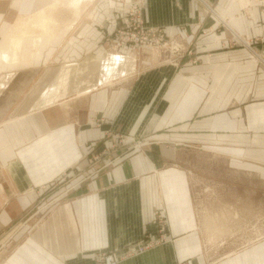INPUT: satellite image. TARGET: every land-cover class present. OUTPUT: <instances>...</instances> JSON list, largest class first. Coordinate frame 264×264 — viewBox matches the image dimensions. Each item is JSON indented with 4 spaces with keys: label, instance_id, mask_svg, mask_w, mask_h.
<instances>
[{
    "label": "crops",
    "instance_id": "crops-1",
    "mask_svg": "<svg viewBox=\"0 0 264 264\" xmlns=\"http://www.w3.org/2000/svg\"><path fill=\"white\" fill-rule=\"evenodd\" d=\"M49 1L0 0V47ZM87 1L33 59L0 68V264H97L140 241L152 243L120 264H264V235L240 230L264 188V0ZM132 2L180 51L162 61L116 44L123 53L96 70Z\"/></svg>",
    "mask_w": 264,
    "mask_h": 264
},
{
    "label": "rangeland",
    "instance_id": "rangeland-1",
    "mask_svg": "<svg viewBox=\"0 0 264 264\" xmlns=\"http://www.w3.org/2000/svg\"><path fill=\"white\" fill-rule=\"evenodd\" d=\"M87 0H78V2H79V4L81 5V8L80 7H78V8H80V9H77V8H74V6H72V8L70 9V10H62V8H63V4H64V0L60 3V6H59V9H57L58 11V13L57 12H51V14L49 15L48 14V20H51V22L53 23V22H55V24H62L63 22H64V19L65 18H72L76 13L78 14V15H80V16H78V20H80L81 18H83L84 16H85V13H83L84 12V10H86V8H87V2H86ZM90 1V0H89ZM82 3V4H81ZM50 4V1L47 3V4H44V5H42V6H48ZM85 6V7H84ZM77 11H75L74 9ZM46 11L47 12H50V11H52V7L49 5L47 8H46ZM53 11H55V10H53ZM63 11V12H62ZM65 12V14H61V13H64ZM55 13V14H54ZM58 16H57V15ZM67 14V15H66ZM36 15V14H35ZM55 15V16H54ZM79 17H81L80 19H79ZM55 19V20H54ZM75 24V23H74ZM74 24H73V26H74ZM75 31H73V33H74ZM53 33H56V32H53ZM72 32H71V34H73ZM71 34L70 35H68V36H64V37H71ZM113 39V38H112ZM109 43H110V41H107V43H105V47H104V49L106 50V54H105V56H101V57H98V58H96V62L94 63V68L96 69V70H100V71H102V70H104V62H103V60L105 59V57H106V55L108 54V57H109V59L110 58H112L113 56H116L118 53H120V54H122L123 52H122V48H120V47H118V46H116V44L118 43V41L116 42V43H112L111 45H109ZM118 45V44H117ZM133 47V50H127V51H125L126 49H123V51H125V53H127V52H135L134 51V49H138V50H140V51H142V49H143V47H141V48H139V47H135V46H132ZM174 46H173V44H169V43H166V45H164V47L163 48H161L160 49V51L158 50V53H160L161 54V59H162V61L163 60H170V58H171V53L173 52L172 50L173 49H171V48H173ZM70 47L69 46H65V49H69ZM145 49H147V48H145L144 47V50ZM148 52H149V50H147ZM118 52V53H117ZM151 52V51H150ZM157 52V49L155 50V53ZM136 53H138V52H136ZM144 54H147L146 52H144ZM173 54V53H172ZM118 56V55H117ZM138 56V55H137ZM47 60H51L50 58L49 59H47ZM118 60H120L119 58H118ZM110 61V60H109ZM109 61H108V63H106V65H105V70L106 71H108L110 68H109ZM121 61V60H120ZM69 63V62H68ZM67 64V63H66ZM79 64V63H78ZM137 64V63H136ZM80 65V64H79ZM22 66H27V65H22ZM22 66H19L18 68H16V69H13V68H9V71H6L5 72V74L6 75H9V73L11 72V73H16V72H18V71H23V70H19V68L20 67H22ZM48 66H51V65H48ZM81 66H83V64L81 65ZM80 69V68H79ZM129 69V68H128ZM67 70H68V68L65 66V67H62V68H60V71H63L64 72V74H66V72H67ZM25 71H31V70H25ZM5 75V76H6ZM63 76V75H62ZM0 79H2V81H4L5 82V80L3 79V78H0ZM6 79V78H5ZM119 82V81H118ZM123 83H126V81H124ZM115 84V83H114ZM28 86V85H27ZM92 88V87H91ZM31 91V90H30ZM30 91H28V94H31V92ZM18 93H20V90H19V92ZM17 100H19V99H17ZM23 101V99L21 100V102ZM18 102V101H17ZM15 103H16V101H15ZM2 105V104H1ZM8 106V105H7ZM6 106V107H7ZM5 106L3 105L2 107L0 106V111H2V112H5ZM10 117V116H9ZM9 117H7L6 119H8ZM1 118V117H0ZM1 122V121H0ZM243 175H241L240 176V181L241 182H243V181H245L246 180V178H244V177H242ZM257 182H259L258 184H257V187L260 185L261 186V188H263L264 186V184L263 183H261L259 180H257ZM241 185H243L242 183H241ZM217 192L215 189H210V188H208L206 191H200V193H203L202 194V199L203 198H207V203H209L210 201H213V200H216L215 198H216V196L214 195L215 194V192ZM197 192H199V191H197ZM220 192V194L223 196V198L225 199V204L226 205H224L223 206V210H226V212L228 211L229 212V214H231L232 212H231V210H232V208H235L234 206H231V204H235V202L237 201V199H235L234 201L232 200V197H233V194H234V190H231V189H224L223 191H222V193H221V191H219ZM247 193H248V190L246 189V188H244V187H242L241 186V188L239 189V198H240V206L238 205V207H239V210L241 211V213H245V212H247L246 210H247V207L245 206V203H244V205H242V201H243V199L244 200H246V199H248L247 198ZM236 198V197H235ZM201 198L199 199L198 198V202H200L201 200H202ZM255 199H256V206H255V216L253 217V219H252V221L251 222H248V221H241V222H243L242 223V225H241V227H240V230H246L247 228H251L252 227V224L253 225H255V229L257 230L256 232V237L257 238H260L261 236H263L264 235V188L263 189H259V190H256V196H255ZM208 206H210V205H208ZM212 208H216L215 207V205H213V207ZM237 208V207H236ZM222 209H220V210H222ZM206 212V211H205ZM224 212V215L226 214V212L225 211H223ZM204 215H205V213H204ZM39 220V218L38 217H35L34 218V220H33V224H32V227L33 228H35L36 227V225L38 224V221ZM244 240H246V238L245 237H239L238 239H236V241L238 242V243H242V242H245ZM206 241H207V247H208V250L209 249H211V252H210V254H211V256H214L215 255V252H216V242L217 241H215V242H213V241H211V239H210V237L208 238L207 237V239H206ZM224 245H225V247L226 246H228L229 248L232 246V241L233 242H236L233 238L231 239V238H226V239H224ZM221 249V248H220Z\"/></svg>",
    "mask_w": 264,
    "mask_h": 264
},
{
    "label": "bare ground",
    "instance_id": "bare-ground-1",
    "mask_svg": "<svg viewBox=\"0 0 264 264\" xmlns=\"http://www.w3.org/2000/svg\"><path fill=\"white\" fill-rule=\"evenodd\" d=\"M62 1L63 0H56L51 3L50 6L52 7V11L47 12L45 8L44 10H41V12L36 13V15L34 16L30 17L29 15L28 18H22L18 23L13 26L11 32L3 40V44L0 47V68H5L8 63L11 64L22 59H33L37 51L40 50V48L42 47V40L45 36L52 35L54 34L53 32L57 33L68 31L67 29L78 21V16L80 15H78L77 13L70 19L65 18L63 26L55 24V22L52 23L51 20H48V14H51V12H57L56 9L59 8L60 3ZM62 6V10H70L72 6L77 9L81 8V5L79 4L78 0H64V4ZM61 14H65V12ZM155 50L156 48L150 49V51L154 52ZM109 63L110 64L108 66L110 68L112 64L110 61ZM92 80L93 79L88 80L90 84H93L94 80ZM85 84L87 87L91 86L87 85V83ZM83 90H85V88H83Z\"/></svg>",
    "mask_w": 264,
    "mask_h": 264
},
{
    "label": "built area",
    "instance_id": "built-area-1",
    "mask_svg": "<svg viewBox=\"0 0 264 264\" xmlns=\"http://www.w3.org/2000/svg\"><path fill=\"white\" fill-rule=\"evenodd\" d=\"M140 12L139 4L134 2L128 3L124 9L120 10L121 24L117 31L119 36L117 44L128 43L139 48L145 47L148 49H157L159 46L163 48L167 43L165 37L158 30L148 29L142 21ZM171 49L177 50V52L180 51V47ZM159 216L161 217V212H159ZM151 243V241H140L128 245L123 251L114 250L101 253L97 258V264H120L124 258L142 253Z\"/></svg>",
    "mask_w": 264,
    "mask_h": 264
}]
</instances>
